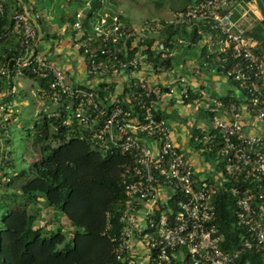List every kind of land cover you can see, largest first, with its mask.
Returning <instances> with one entry per match:
<instances>
[{"label":"built area","instance_id":"2783aa9c","mask_svg":"<svg viewBox=\"0 0 264 264\" xmlns=\"http://www.w3.org/2000/svg\"><path fill=\"white\" fill-rule=\"evenodd\" d=\"M89 7L90 2L72 22H64L68 34L55 35L53 42L79 58L75 81L40 51L45 38L38 12L21 5L11 16L12 28L0 35L3 41L14 37L16 44L15 56L0 66V151L6 150L3 139L11 125L18 123L13 81L35 76L42 84L34 98L42 109L35 112L33 125L53 119V129L78 131L96 153L120 152L130 160L122 179L116 260L264 264V17L254 1L191 0L169 21L138 26L102 8L84 28ZM5 10L0 0V16ZM169 25L194 35L190 46L200 50L201 59L170 86H155L151 73L170 79L175 73L169 63L177 39L164 37ZM203 71L219 75L231 89L221 97H203L192 84ZM175 93L183 102L204 100L210 122L190 140L198 152L195 160L203 154L218 166L206 176L173 145L170 126L157 115L156 102ZM222 189L233 202L237 241L228 251L214 205Z\"/></svg>","mask_w":264,"mask_h":264},{"label":"trees","instance_id":"16d2710c","mask_svg":"<svg viewBox=\"0 0 264 264\" xmlns=\"http://www.w3.org/2000/svg\"><path fill=\"white\" fill-rule=\"evenodd\" d=\"M19 1L12 3L14 10L26 4V0ZM106 1H89L84 28L92 13L105 9ZM4 4L0 35L13 26L11 2ZM66 20L72 22V18ZM183 34L194 36L174 25L164 30L167 39ZM6 45L0 39V66L15 56L16 44L14 48ZM29 78L42 84L35 76ZM53 126V119L34 123L31 137L37 160L27 170L13 167L2 157L5 150L0 151V167L4 159L7 168L0 173V179L5 180L0 181V264H121L116 260L115 238L125 198L122 179L130 160L120 152L102 156L78 131ZM214 205L216 223L226 241L223 249L232 250L237 245L233 202L225 189L215 196ZM45 210L63 218L67 226L61 224L62 228L51 231L37 228Z\"/></svg>","mask_w":264,"mask_h":264},{"label":"rangeland","instance_id":"374dc122","mask_svg":"<svg viewBox=\"0 0 264 264\" xmlns=\"http://www.w3.org/2000/svg\"><path fill=\"white\" fill-rule=\"evenodd\" d=\"M89 1L90 0H70V2L67 0H26L25 5L28 7L31 6L34 11L38 12L41 17L40 21H45L44 19L48 18V22L51 23L53 28L48 30L50 33L49 36L55 38V35H58L57 32H54L56 30L55 28L59 29L63 23L67 21L66 19L73 18L75 10L85 8ZM182 6H186V0H107L104 10L116 15H122L129 23L138 26L144 21L155 20L162 17L169 18L173 12L180 10ZM63 13H65V15H63ZM51 25L49 26L51 27ZM41 30L45 35L46 29L43 25ZM188 52L187 58H191L192 51ZM205 76L207 75H202L201 79L205 78ZM222 79L218 78L216 80H218L219 83H226V85L231 86L229 82ZM13 82L17 87V93L12 97V104L16 110L18 123L11 125L7 132V136L3 139L4 148L6 150L2 157L4 159L8 158L7 160H9L10 164L16 169L27 170L30 168V165L37 160V152L35 147H33L31 132L33 130V116L35 112L42 109L38 100L36 101L34 98L36 97V90L39 82L36 79H30L24 75L17 76ZM182 106H185V104ZM192 108L193 107H184L185 111L197 117L195 122H193L192 117L187 119V123L190 127L192 123H194L193 125L201 126V124H203V126H207L210 122V118L208 116L205 118L201 114H198V112L195 113V110L193 111ZM177 146L179 150L184 153L186 161L190 163L196 171H199L202 176H206L207 171L214 172L218 170L216 163L208 160L206 155L202 154L200 160H195L198 152H196L188 142L178 143ZM4 159L0 167L1 174H3L6 165ZM5 170H7V168ZM9 173H11V170H9ZM0 181L1 183L5 182L3 179H0ZM60 221L58 217L55 218L53 216L52 212H45L43 216L39 218V222H37L36 226L37 228L44 227L46 230L51 231L55 230L57 227H63L62 222L60 225H57Z\"/></svg>","mask_w":264,"mask_h":264},{"label":"crops","instance_id":"0c3cea01","mask_svg":"<svg viewBox=\"0 0 264 264\" xmlns=\"http://www.w3.org/2000/svg\"><path fill=\"white\" fill-rule=\"evenodd\" d=\"M7 4H9L11 2V16L14 14L15 10H14V6L12 3L15 0H1ZM191 0L186 1V6H182V8H186L188 6V4L190 3ZM188 2V4H187ZM20 6V4L18 5ZM180 9L176 12H179L183 9ZM77 10H75L76 12ZM74 12V13H75ZM173 12L169 18L166 17H162L159 19H155V20H159V21H169L173 18V15L176 13ZM63 15H65V13H63ZM121 17H123L122 15H120ZM168 17V16H167ZM124 18V17H123ZM45 21H41L40 22V29L42 27V25L44 26V28L46 29V34L44 36V41H41L39 49L42 52V54H44V56L49 60V62H51V64H53L56 67H59L63 70H66L73 78V81L76 80L75 76L76 73L77 75H79V69L77 68V64L75 63L76 60H78L79 58H76L74 56V54H72L71 52H69V50L63 46V48L57 49L54 45V39L52 37L49 36V31L52 28L51 23L48 22V18L44 19ZM126 20V19H125ZM51 25V27L49 26ZM56 30L54 31L55 33L57 32V34H63V35H67V29L65 28L64 25H62L59 29L55 28ZM42 31V30H41ZM53 32V33H54ZM48 33V34H47ZM52 36V35H51ZM54 36V35H53ZM177 45L175 47V51H174V56L171 59V63L170 65L173 67L175 73L172 76V79H170V77L163 75H155L153 73L150 74L149 76V81L155 85V86H170L173 81L175 76H177L178 74L184 73L185 72V68L189 65V64H198V62L201 59V53L200 50L196 47H191L190 46V40L191 37L188 38L187 35L183 34L180 37L177 36ZM8 47H15V40L14 37H10L6 40ZM197 49V50H196ZM194 50V51H193ZM188 51H192V57L191 58H187V53H189ZM206 74L207 76H205V78L197 80V82H193V86H195V88H198L203 91V97H208L210 95V97H221L224 96L228 91L231 89L230 85H226V83H219L218 78H221L219 75L214 74V73H210L208 71H203L202 75ZM212 76V77H211ZM224 80V79H222ZM27 93V92H26ZM192 99H194V96L192 97ZM203 102H199L197 104L193 103V102H183L180 100L179 95L178 94H174V95H168V94H163L161 96V98L156 102V111H157V115L163 119H165L168 123V125L171 128V139H172V143L173 145H175L178 149L179 147L177 146L178 143H189L191 144V140L190 137L191 135L195 132V130L197 128H201L203 127V124H201V126L199 125H193L194 123L190 125L187 123V119L192 117L193 122H195V120H197V117H194V115L192 116V114H189L188 111H185L184 107H193L192 110L196 113L198 112V114H201L202 116H204L205 118L208 116L205 112V104H204V100L202 99ZM182 103V104H181ZM183 104H185V106H182ZM192 145V144H191ZM182 152V151H181ZM183 153V152H182ZM45 212H50L48 210H45ZM52 212V211H51ZM50 212V213H51ZM53 213V212H52ZM40 218V217H39ZM39 218L37 220V222H39ZM59 219V218H58ZM61 222L63 223V225L67 226L65 223V220L63 218H60ZM69 229V227H67Z\"/></svg>","mask_w":264,"mask_h":264},{"label":"water","instance_id":"95a60500","mask_svg":"<svg viewBox=\"0 0 264 264\" xmlns=\"http://www.w3.org/2000/svg\"><path fill=\"white\" fill-rule=\"evenodd\" d=\"M261 16L264 17V4L262 0H253Z\"/></svg>","mask_w":264,"mask_h":264}]
</instances>
